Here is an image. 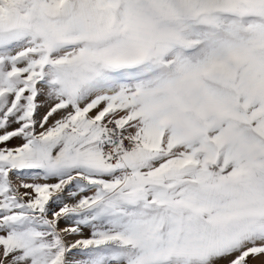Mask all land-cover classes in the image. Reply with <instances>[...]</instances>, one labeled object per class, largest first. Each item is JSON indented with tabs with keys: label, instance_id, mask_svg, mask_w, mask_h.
<instances>
[{
	"label": "snow or ice",
	"instance_id": "1",
	"mask_svg": "<svg viewBox=\"0 0 264 264\" xmlns=\"http://www.w3.org/2000/svg\"><path fill=\"white\" fill-rule=\"evenodd\" d=\"M0 264H264V0H0Z\"/></svg>",
	"mask_w": 264,
	"mask_h": 264
}]
</instances>
